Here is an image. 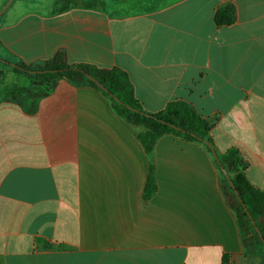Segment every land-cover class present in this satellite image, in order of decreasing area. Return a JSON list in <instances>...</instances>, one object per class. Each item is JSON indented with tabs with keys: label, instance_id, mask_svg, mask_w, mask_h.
Returning a JSON list of instances; mask_svg holds the SVG:
<instances>
[{
	"label": "crops",
	"instance_id": "1",
	"mask_svg": "<svg viewBox=\"0 0 264 264\" xmlns=\"http://www.w3.org/2000/svg\"><path fill=\"white\" fill-rule=\"evenodd\" d=\"M158 3L121 13L122 0H14L0 17V58L42 64L63 51L71 64L123 69L146 110L193 105L211 122L216 151L238 149L249 181L264 190V0ZM229 3L236 20L218 26L216 11ZM150 164L157 191L146 200ZM227 256L264 264L246 250L204 145L165 135L147 155L137 128L100 91L65 79L33 114L1 102L0 264H223Z\"/></svg>",
	"mask_w": 264,
	"mask_h": 264
},
{
	"label": "trees",
	"instance_id": "2",
	"mask_svg": "<svg viewBox=\"0 0 264 264\" xmlns=\"http://www.w3.org/2000/svg\"><path fill=\"white\" fill-rule=\"evenodd\" d=\"M236 17V7L229 3L216 11L215 21L218 26H227L233 24ZM0 62L3 67L11 69L15 74H24L36 82L48 85V88L41 89L34 95L28 88L17 83L9 87L4 86L8 87L9 91L0 99V103L16 101L25 112L33 114L37 110L38 99L47 94L50 85L57 80L65 79L77 86H90L100 91L110 101L115 114L137 128V138L147 155L152 154L158 140L165 135H173L185 142L201 143L212 154L211 147H214L210 134L212 124L193 105L183 100H173L161 111L146 110L135 95L128 73L119 67L101 68L86 63L71 64L63 51H58L42 64L13 63L1 58ZM217 157L218 167L225 168L233 183L232 186L221 170L222 188L236 214L244 246L248 252L264 258V190L249 181L246 175L247 163L238 149L217 152ZM154 173L155 167L150 164L144 194L146 200L157 191ZM252 219L260 229L263 239L255 230ZM223 264H229L228 256L224 258Z\"/></svg>",
	"mask_w": 264,
	"mask_h": 264
},
{
	"label": "rangeland",
	"instance_id": "3",
	"mask_svg": "<svg viewBox=\"0 0 264 264\" xmlns=\"http://www.w3.org/2000/svg\"><path fill=\"white\" fill-rule=\"evenodd\" d=\"M158 1L159 0H122L123 5H125L124 7H126V9H123L120 12L128 13V12L141 11L145 8L146 5L161 4V3H158ZM1 9L2 7H0V10ZM15 83L19 84L20 86L28 88L32 95L41 91L40 85L36 81L32 80L29 76L24 75V74L12 73L9 68L3 67L2 63L0 62V88H1L0 99L4 98L8 94V91H9L8 87ZM4 86H8V87L4 88Z\"/></svg>",
	"mask_w": 264,
	"mask_h": 264
},
{
	"label": "water",
	"instance_id": "4",
	"mask_svg": "<svg viewBox=\"0 0 264 264\" xmlns=\"http://www.w3.org/2000/svg\"><path fill=\"white\" fill-rule=\"evenodd\" d=\"M13 1H14V0H8L7 3L2 7V9L0 10V17H1V15H2V14L8 9V7L11 5V3H12ZM211 149H212L213 156H214V157L216 158V160L218 161L217 152H216L215 148H214V147H211ZM221 170L224 172V174H225L227 180H228V181L230 182V184L233 186V183H232V181H231V178H230L229 174L227 173V171L225 170V168L222 167ZM245 211L247 212L246 209H245ZM251 221H252L253 225L255 226V230L257 231L259 237H260L261 239H263V235H262L260 229L258 228V226L256 225V222H255L253 219H252ZM263 242H264V240H263Z\"/></svg>",
	"mask_w": 264,
	"mask_h": 264
}]
</instances>
